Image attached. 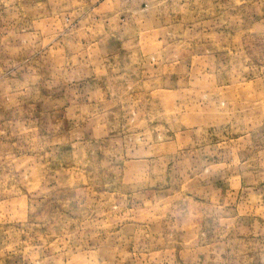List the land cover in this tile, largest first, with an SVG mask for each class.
I'll list each match as a JSON object with an SVG mask.
<instances>
[{
  "label": "rangeland",
  "instance_id": "374dc122",
  "mask_svg": "<svg viewBox=\"0 0 264 264\" xmlns=\"http://www.w3.org/2000/svg\"><path fill=\"white\" fill-rule=\"evenodd\" d=\"M0 264H264V0H0Z\"/></svg>",
  "mask_w": 264,
  "mask_h": 264
}]
</instances>
